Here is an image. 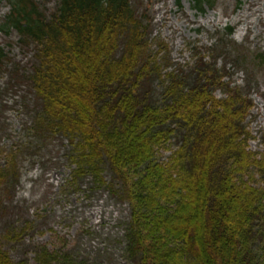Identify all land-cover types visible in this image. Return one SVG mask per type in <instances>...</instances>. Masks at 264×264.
Here are the masks:
<instances>
[{
  "label": "trees",
  "instance_id": "obj_1",
  "mask_svg": "<svg viewBox=\"0 0 264 264\" xmlns=\"http://www.w3.org/2000/svg\"><path fill=\"white\" fill-rule=\"evenodd\" d=\"M4 1L0 31L15 32L31 52L22 67L0 48L2 92L20 93L29 118L26 141L0 164V184L17 178L24 154L53 160L67 165L74 191L120 194L134 264H264V189L247 180L256 163L237 103L244 99L225 92L217 100L210 89L225 67L200 58L164 74L128 0H58L48 16L42 0ZM203 1L211 2L194 0L197 9ZM224 42L217 45L230 49ZM6 126L0 113V138ZM171 140L169 160L159 162L157 150ZM39 256L50 258L45 248ZM0 264L27 262L0 245Z\"/></svg>",
  "mask_w": 264,
  "mask_h": 264
},
{
  "label": "rangeland",
  "instance_id": "obj_2",
  "mask_svg": "<svg viewBox=\"0 0 264 264\" xmlns=\"http://www.w3.org/2000/svg\"><path fill=\"white\" fill-rule=\"evenodd\" d=\"M57 1L42 0V13L50 15ZM210 1H203L200 10L194 0H179V5L175 0H128L133 15L145 26L146 48L164 74L181 67L190 70L200 58L209 59L216 71L225 67L216 72L225 75L210 87L212 96L225 99L224 93L230 92V97L238 94L244 99L237 103L244 109L246 150L256 163L247 180L264 189V0ZM8 8L6 1H0V18ZM228 25L234 30L225 37ZM219 38L230 49L218 46ZM0 48L11 63L23 67L30 60V47L20 46L13 31L10 36L0 32ZM222 51L233 55L219 56ZM6 69L0 67L1 92L8 82ZM21 87L27 89L26 84ZM0 100L1 117L7 125V134L0 138L2 164L15 144L26 141L23 128L29 118L20 93L2 92ZM173 144L171 140L157 150L159 162L169 160ZM41 160L24 154L17 164V178L0 184V245L9 256L27 264H134L124 239L129 206L119 199L120 194L88 197L84 191L76 192L65 185L67 165L53 164V160L41 165ZM42 248L50 258L39 256Z\"/></svg>",
  "mask_w": 264,
  "mask_h": 264
}]
</instances>
